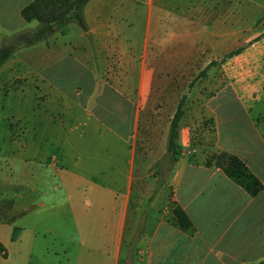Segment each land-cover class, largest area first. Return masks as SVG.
<instances>
[{"label": "crops", "instance_id": "1", "mask_svg": "<svg viewBox=\"0 0 264 264\" xmlns=\"http://www.w3.org/2000/svg\"><path fill=\"white\" fill-rule=\"evenodd\" d=\"M32 1L0 0V45L24 31L12 19L26 23L20 11ZM204 3L90 0L86 31L71 23L0 67V89L21 80L3 99L33 90L30 120H19L31 125L22 135L35 136L13 163L19 193L0 192V264L264 263V191L250 197L211 160L235 156L264 185V36L253 54L258 81H230L211 97L183 94L174 163L173 114L157 128L162 89L184 85L205 40L223 56L218 64L242 52L237 40L259 36L258 19H204ZM188 104L198 111L187 113ZM174 206L189 231L175 225Z\"/></svg>", "mask_w": 264, "mask_h": 264}, {"label": "rangeland", "instance_id": "2", "mask_svg": "<svg viewBox=\"0 0 264 264\" xmlns=\"http://www.w3.org/2000/svg\"><path fill=\"white\" fill-rule=\"evenodd\" d=\"M213 1V6L211 2ZM205 14L204 19H237V26H239V19H258L252 25V33H255L258 29L259 36L250 40H237L236 48L242 47V52L238 55L226 60L223 63H218L214 67L207 69L206 74L202 78H198V75L211 61L220 60L223 56H215L211 53V47L205 40V53L201 58L202 61L197 62L194 65L190 62L189 70L187 73L182 74L183 86H175L168 89H162L165 95L164 99L158 108L160 109L157 128L160 127L163 120L167 119L176 109L177 103L183 94H189L194 90L193 96L205 95L211 97L216 94H220L224 91V86L228 82L235 81L245 82L252 84L258 81L262 72L259 67L258 56L253 55L255 50H259L260 42L264 36V0H205ZM13 26L17 30H34L38 23H24L21 20L12 19ZM209 27L205 25V30ZM234 49V50H235ZM257 53V52H256ZM216 59V60H214ZM256 59V60H254ZM257 63V66H253ZM245 64L248 67L245 68ZM178 78V77H177ZM196 78L194 87L190 88L189 84ZM21 80L9 82L3 85L0 89L1 94L4 96L9 91H15L17 86L19 87ZM177 82V81H176ZM223 82V84H220ZM31 93L32 89L22 90L24 98L20 97L18 90L13 93L11 97L3 99L0 96V192L7 193H19V185L13 184L15 179V171L13 169V163L18 162L21 158V145L26 144V140L35 138V136L25 137L21 133V129L26 127V123L21 122L19 119H29L31 116ZM19 94V95H18ZM25 100L21 102V100ZM20 100V101H19ZM187 105H185L186 107ZM198 109L195 105H189L187 113H195ZM202 111V109H201ZM30 120V119H29ZM31 126V125H27ZM211 121L207 120L204 123V128L211 131ZM50 127H46L45 131L48 132ZM195 133L198 129L195 128ZM148 174V173H147ZM143 184L147 185V182ZM129 224H131V217L129 218ZM131 231H127L126 240L130 239Z\"/></svg>", "mask_w": 264, "mask_h": 264}, {"label": "trees", "instance_id": "3", "mask_svg": "<svg viewBox=\"0 0 264 264\" xmlns=\"http://www.w3.org/2000/svg\"><path fill=\"white\" fill-rule=\"evenodd\" d=\"M89 1L90 0H34L23 7L20 11L21 18L26 23L37 22L38 25L34 30H24L13 34L0 45V67L19 49L34 46L55 33H64L66 27L71 23L77 24L81 29L86 31L87 26L83 18V10ZM238 53L239 50H236L225 56L224 59L230 58ZM223 60L221 62H223ZM216 64L217 62H211L206 69L198 75V78L204 77L206 70ZM195 82L196 78L189 84V87L192 88ZM185 101L186 97L183 95L179 99L170 121L167 154L171 163H174L180 155V147L178 145L179 124L184 115ZM211 160L216 162V165L223 170L224 175L230 181L242 188L250 197H254L261 191H264V185L237 157L221 153L212 156ZM210 161H208V164H210ZM172 214L175 225L181 231L187 232L191 229V222L180 207L174 206ZM18 232V228L13 229V241L16 240ZM0 255L3 258L7 257L6 249L1 243Z\"/></svg>", "mask_w": 264, "mask_h": 264}]
</instances>
